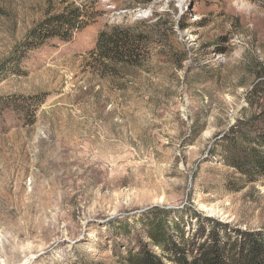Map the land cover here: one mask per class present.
<instances>
[{"label":"rangeland","instance_id":"1","mask_svg":"<svg viewBox=\"0 0 264 264\" xmlns=\"http://www.w3.org/2000/svg\"><path fill=\"white\" fill-rule=\"evenodd\" d=\"M74 9L86 26L27 49ZM114 32L140 50L102 60ZM263 109L264 0H0V264H118L141 247L185 264L215 234L263 235L264 176L229 149Z\"/></svg>","mask_w":264,"mask_h":264},{"label":"trees","instance_id":"2","mask_svg":"<svg viewBox=\"0 0 264 264\" xmlns=\"http://www.w3.org/2000/svg\"><path fill=\"white\" fill-rule=\"evenodd\" d=\"M83 17L84 14L79 9L68 10L67 12L54 16L45 22L43 26L32 30L30 33L32 40L26 42L27 49H38L44 42L53 37L63 36V40L66 39V34H70V32L87 25L86 22L82 21ZM138 47L140 48L128 33L120 34L114 32L110 35L103 34L100 36L99 50L102 60L132 57L138 51ZM245 126L254 129L255 135L251 136L247 143L243 140L238 142L234 139L230 142L229 149L231 150V154L235 156L232 165L244 174L251 175L256 173L264 176V109L254 115ZM242 138L249 139L248 136H242ZM243 145L251 148H245ZM148 225L146 231L155 246L165 251L171 245L175 244L174 240L168 234L164 223L161 224L159 221H156ZM263 238L264 234L258 236L255 233L247 232L229 247L221 241L218 234H215L211 237L213 246L193 256L190 263H187L186 260H184V263L264 264ZM140 250L139 252L130 251L126 256H119L118 264H162L158 258L146 253L143 247Z\"/></svg>","mask_w":264,"mask_h":264}]
</instances>
